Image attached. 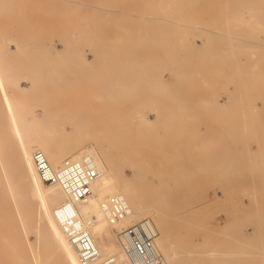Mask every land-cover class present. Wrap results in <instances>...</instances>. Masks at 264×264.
I'll return each instance as SVG.
<instances>
[{
	"label": "bare ground",
	"instance_id": "bare-ground-1",
	"mask_svg": "<svg viewBox=\"0 0 264 264\" xmlns=\"http://www.w3.org/2000/svg\"><path fill=\"white\" fill-rule=\"evenodd\" d=\"M237 4H234L238 6L236 12L239 11V16L240 15L246 16V19L241 21L240 24L243 25V29L245 30L247 39L244 40L243 38L234 35H230L229 36L230 39H228V35H224V37L225 36L227 37L226 40L227 39L230 40L229 41L230 44L228 48V50L229 49L230 50L227 51L225 48L224 50L226 51V53H229L230 51L232 52L230 53L232 58L231 56H229L231 59L229 58L228 59L230 61L231 60L233 61V62L231 61L233 63L231 67H233V71L237 75V78L235 79L236 82L234 81L235 84L232 81V83L236 85L237 88V89L234 88V90H239V92L244 93L245 98L247 100V101L245 100V102L248 104V110L246 109L247 113L244 112L246 114L245 116L246 121L244 122L242 120L244 122L243 126L246 129L249 137L254 138V142L256 140L259 146V154H258L260 155L259 159L258 160H253L252 158L248 159V164H247L248 174L253 183H251L249 192L246 191L248 194V200L247 199L246 200L247 202L249 201L248 202L249 204L247 203L246 204L248 206L250 205L254 206L255 208L254 207L253 208L257 209L255 215L258 218L257 231L260 234L264 232V0H240ZM178 6L180 7V5ZM104 13L105 15L107 14L106 11ZM178 13L176 14L181 15V12L179 14ZM91 14L92 13H90V15ZM176 14L173 13V15L177 16ZM98 16H100V14ZM94 17H96V15H94ZM101 19H103V17ZM155 19H158V21L161 22L160 21L161 17L156 16L155 14L148 15L147 19H145L142 22L146 24H150V23L156 24L158 21H156ZM238 20L240 21V19ZM135 21H137V19H135L134 22ZM226 23H230V21L227 20ZM87 25L89 26V24ZM233 25H235L234 21H233ZM51 27L54 26L51 25ZM196 28L197 26L195 27V29ZM198 30L201 31L203 29L199 27ZM25 31H27V29ZM226 32H228V30L227 31L225 30V33ZM30 34L32 36L34 35L32 33ZM31 35H30V39H31ZM34 37H36V39L37 38L40 39V37L38 36L34 35ZM130 37L131 36H129V38ZM138 37L139 36H136V41L140 42L141 38ZM243 37L245 38V35ZM66 38L69 41V38L72 37L69 36V38L68 37ZM100 38L102 39V37ZM195 38H197V36H195ZM234 38H238V39L241 38L245 42H243L242 45H239V43L232 44L231 39L233 40ZM27 39L29 40V37ZM96 39L99 38L96 37ZM198 39L201 40V43L194 41V43L192 44L190 43V45L188 44L189 47L186 52L189 55V57L184 62L177 61L174 57L175 53H173L172 50L168 51L167 54L165 53L166 54L165 57L166 58L168 57V68L170 69V71L173 70L174 74L176 73V75H178V73L187 74L189 72L191 73L197 72L196 74L202 75L205 72L206 73L211 72V74H213L212 72L214 70L215 71L217 70L218 72L220 71L218 69L219 67L222 66L221 59L227 57L223 55V53L222 54L220 52L218 53L219 51L218 49H220L218 47L221 44L217 45L214 43L212 44L205 42V37H203L202 33L199 34ZM28 40H26V43ZM26 43L23 41H19L14 36H9L6 35L5 33H0V75H3V77L10 82L11 87L15 91L23 92V93H32L35 90H37V93L40 95L37 98L38 99L37 103L29 105L28 107L25 105H22L20 107H16V106L13 107L15 104L14 101L12 100L14 99L13 97L0 96V241L4 242V244H6L5 246L9 244V241L13 242L12 240H14V235L13 233L11 235L10 232H13L14 229L19 228L23 233L22 242L24 241L28 245V250H25L24 248L23 254L24 256H29V258L28 259L25 258L23 264H82L79 261L77 250L70 242V240L67 238L59 221L57 220L54 214V210L56 206L61 202L67 200L68 195L58 184L56 183L49 184L43 182L40 179L32 160V153L36 149L42 150L45 153L46 157L48 158L49 162L53 166H57L64 158H79L83 155H89L93 160L95 166L99 169L98 177L91 184V188H92L91 194L88 196L86 200L75 201L74 207L78 213L79 218L83 222L84 226L88 229L92 238L94 239L95 244L102 258L111 257L113 260L117 262H124L125 255L121 249V245L119 242V231L122 227L129 225L128 223H130L131 221L133 220L137 221L138 219H141L143 217L149 218L157 230L155 245L158 251L160 252L165 264H215V261L213 262V258L215 257L217 258L218 256L224 257L226 255H229L228 257H230L232 254L235 255L234 258L235 257L238 258V261H240L241 263V261H243V257L251 254V252L249 253L248 251L245 250V244L242 242V240L246 237L245 233H243L244 231L241 230L242 228H240V230L237 229L235 234L236 236L234 237L236 240L238 241L240 240V242L233 239L230 241L228 240L229 242L226 243V245L230 246V248L231 247L235 248L233 249L232 252H229L228 249H226V253L216 251L214 248L209 247L212 245H208V247L205 248V245H203V243L205 242H203L204 240L202 239H204L207 236L204 237L202 236L203 238L201 237L202 239L200 240V243L195 241L197 239L193 240V238L190 239L188 237V235L191 233V230L196 229L195 227L196 224L193 223V220H195L193 219L194 216L193 217L191 216L195 212L196 205L190 202V200H193L195 197L189 196V194H192L194 191L176 188L175 186L174 188L165 186L167 185V181L164 177L165 174V172L163 171L164 169L162 170V165L163 166L165 165L164 162L171 161L173 163L174 161H180L182 159L181 150L179 148L181 142L178 141V136L179 135L181 136L182 133L178 134L174 132L175 134H173L172 132H168V133L164 132L162 134L161 133L157 134L156 131L158 129L155 130L156 129L155 126L158 123V121H160L161 123L166 121L165 124H167L168 128H170V126L172 127L176 123L177 118L172 114V112H170L171 115L167 112L169 114V116L167 117H162L163 114L161 113L160 116H157L152 121L147 117L148 115L146 116L145 115L146 113L140 109H135L136 116L134 115L133 117H129V115H126L124 111L125 109L122 110L120 106V104H122L123 101L109 102L107 100L104 101L85 100L82 98L73 99V98L52 96L53 88L68 87L65 80L68 78L69 73H73V75L81 76L84 79H86L89 84L87 85V87L91 88L90 95L95 99H101L103 97H111L112 95L122 96L125 90H129V88H133V87L140 90L146 89L148 92H150L155 86L153 84L156 85L159 84V80H164L165 75L167 74V72L166 74L161 73L163 71L160 72V70L163 69V68L160 69L162 66L161 65L158 68V70L160 69L158 71L160 73L156 74L157 76L153 75V73L156 72L157 70L154 64L157 65L158 67V64H156L155 61H159L157 58L161 59L159 55L156 54L157 57L152 55L147 56L135 52L134 53L135 58L133 56L130 57V59L124 60L123 63L127 64L125 67H123L122 69L120 68L113 69V67L111 66V62L107 63L108 61L106 62L105 60H103L105 57L103 51V52H96L92 58L86 55H82L80 59L78 60L76 59L77 62L79 61L77 63L78 67L76 68L72 67L71 65L70 66L64 65L61 67V64L60 65L58 64L59 62L56 63V61H58L61 55H59L60 53L58 54L57 51L55 52L54 50H52L49 46L50 45L49 43L46 44V48L47 50H49V54H50L49 55L50 62H48L47 64L42 62L43 59L42 55L46 56L43 54L44 53L43 50L45 49L44 46H42L44 49L40 51L41 53L43 52L42 55L41 54L36 55L37 52L36 50L37 48H39L40 45L36 48L35 46H37L38 44L32 46L31 44L28 43L26 44ZM88 45L90 46V44ZM113 45L115 46L116 44ZM174 45H179V44H174ZM212 45L216 49V51L208 53L207 49ZM71 46L69 45V48L73 49V47ZM103 46L104 44L102 43L101 47L103 48ZM105 46L103 49H105ZM115 49L117 51V48ZM140 49L141 48H139V51ZM74 51L77 52L76 49ZM253 52L256 53L255 57H253L252 54ZM112 53L113 55H115L113 51ZM109 54L112 55L111 51L109 52ZM241 54L245 56V61L240 60V58L237 57L238 55ZM24 55L28 57L27 59L29 61L28 64L29 68L26 69L27 68L26 66L25 71L22 70L18 71L17 66L18 64H20V59L17 58H20L19 56H24ZM126 55L123 56V58L127 57ZM116 56L118 58L117 54ZM115 58L116 57L114 58L112 57L111 59L114 60ZM45 60L48 59L46 58ZM223 61L225 62L226 60ZM133 63L135 67L132 66ZM105 65L106 67L109 66L110 67L107 69ZM116 65L118 66L119 64L116 63ZM153 67L155 68V71ZM225 68H223L224 71ZM218 72H215V74H218ZM230 72L228 71L227 74L229 77L231 75ZM193 75L194 73L192 74V76ZM218 76H222V75L218 74L217 77ZM221 78L224 79L226 78V76ZM198 79H200V77ZM214 81H217L218 83V81L220 80L216 79ZM221 82L223 81L221 80ZM182 83L183 82H181V84ZM203 84H200L201 87ZM157 87L155 86V88ZM160 88L161 87H159L158 89ZM203 88H207V87H203ZM46 89L47 91H44ZM211 89L217 90L216 88L215 89L211 88ZM170 94H167L168 99H170L169 97L171 96ZM200 95L198 96V98L200 97ZM164 96L166 95L164 94ZM174 97L172 99H174ZM177 97L176 99L179 98ZM202 98L203 97H201L200 99ZM239 99H241V96ZM171 101L177 103L174 100ZM212 103L213 106L218 109L224 108L223 106L225 105V103L221 102L219 98H217L216 100L214 99ZM235 106L237 107V105ZM36 107H37V111H36ZM174 107L176 108V105ZM238 109L240 110V112H242L240 108ZM222 111L224 110L222 109ZM211 112L213 113L212 110ZM216 112L217 111H215L214 113ZM179 115L180 113L177 115V117H179ZM243 116H239V117H243ZM133 119H135L136 121L135 125L132 124V121H134ZM67 125L70 126L69 129L67 128ZM153 130H155V133L154 132L152 133ZM133 132L136 133L135 135L137 137L133 136ZM137 134H141V136L139 135L138 137ZM228 134L232 139L234 132L228 129ZM213 137L214 138L216 137V133ZM207 138H209V136L206 137V140ZM202 139L203 141H201L200 143H202L203 146L204 144H207L209 145L210 148L202 152L205 153V155L204 154L200 155L199 158L200 162L201 161L214 162L219 160L222 162V160L225 157L224 154H226V150H227L225 149V147H227L228 145L232 146L234 143V139H232V141L230 142L218 141V145H217L218 147L215 148L212 147L213 143L211 142V139L209 141H204V138ZM250 142H252V140ZM198 143H197V147H198ZM203 146L201 147L203 148ZM184 148H186V146ZM186 149L189 148L187 147ZM185 152H187V150H185ZM231 153L235 154L233 152ZM184 154L185 153H183V155ZM192 158L193 155L191 156V159ZM233 158L234 157H231L230 160H232ZM153 159L158 161L159 165L156 164L152 165L151 162ZM185 160H187V158ZM104 162L105 164H107V166H105ZM167 164L168 162L166 163V165ZM180 164L177 166L176 171L168 174V176H171L172 178L175 179L174 183L176 184V186L179 184L181 185L188 184L189 183L188 178L192 174L191 171L188 170L184 171L183 168H181ZM126 165L130 170L129 173L125 172L124 170L123 166ZM191 167L192 169L194 168V170L196 169L198 171L201 170L203 171V174L205 172L213 178H218L219 176H221V178L222 177L226 178L227 176L233 175V171L230 172L228 170H222L220 169L218 164L211 165V164L195 163ZM173 168H175L174 165ZM187 168H190V165L187 166ZM197 170L194 172H197ZM166 171L168 172L169 169ZM153 177H156L157 179L156 182L153 181ZM257 179L260 181L259 184H257L256 182ZM116 193L124 196V198L127 200V202L129 203L132 209V213L114 223H111L107 218V216L105 215V213L103 212V210L101 209V202L105 200L108 196ZM239 194L240 197L242 198L241 196L242 193L239 192ZM242 199H244V197ZM239 201L237 200L238 203H240ZM224 203L226 204V202ZM225 204H223L222 206H224ZM233 206L236 207V205ZM248 206L246 207L244 206V207L247 208ZM251 208L252 207H250V209ZM217 209L215 210L217 211ZM196 210L200 212L198 208ZM206 211L208 212L209 210ZM235 211L232 212L226 211V212H228L229 214L232 213L233 215L236 213ZM238 214L240 213L238 212ZM242 218L244 219L245 217ZM226 221L228 222L227 219ZM237 221H235V223H237ZM229 222H231V220ZM224 223L226 222L224 221L222 224ZM246 223L248 224V222ZM214 225L215 227L220 226L216 224ZM223 229H222V233L225 232V231L223 232ZM209 231L211 232V230H208L206 231L208 233L204 232V234L208 235L210 233ZM114 232L117 236L116 241L113 240L112 237ZM213 233L211 235H213ZM30 234L34 236V241H37V243L39 244L40 242H43V245L39 246L37 244V246L36 245L33 246L32 241L29 238ZM232 235L234 236V234ZM218 242L220 243V240ZM216 244L214 243V245ZM0 245H2V243ZM1 247H3V245ZM224 248L223 251H225ZM238 248H242V249H238ZM261 248L262 249L259 250L260 251L263 250L261 251L262 252L261 254L264 255V245ZM260 251L256 253H260ZM1 255H0V264L11 263L8 261V259L4 260V258L1 257ZM225 258H227V256ZM233 263H237V262H233Z\"/></svg>",
	"mask_w": 264,
	"mask_h": 264
},
{
	"label": "rangeland",
	"instance_id": "rangeland-1",
	"mask_svg": "<svg viewBox=\"0 0 264 264\" xmlns=\"http://www.w3.org/2000/svg\"><path fill=\"white\" fill-rule=\"evenodd\" d=\"M235 1L236 0H232V1L231 0H196V2H197L196 3L195 0H159V1L158 0H0V33H5L6 35H9V36H14L19 41H23L25 43H26V40H28L27 38L29 37V40L27 41L28 44H31L32 46H34L35 44L36 45L38 44L37 46H35L36 48L40 45L39 48H37V50H36L37 51L36 55L37 54L42 55V53L44 52L43 54L46 56L42 55L43 59L42 58L41 59H42V62L46 63V64L48 62H50L49 50H47V48H46V44L49 43L50 44L49 46L52 50H54L55 52L57 51L58 54L60 53L59 55H61V57L58 59V61H56V63L59 62L58 64L59 65L61 64V67L64 65L65 66L71 65L72 67L76 68V67H78L77 63L79 62V61L77 62V60L80 59V57H82V55H86V56L92 58L96 52H103V51L105 54V57L103 60H105L106 62L108 61L107 63L111 62V66L113 67V69H118V68L122 69L123 67H125L127 64L123 63L124 60L130 59V57H133L135 52L143 54V55H147V56H150V55L156 56V54L159 55L161 57V59L157 58L160 62L155 61L156 64H158V67H157V65L154 64V66L157 70H156V72H154L155 68L153 67V69H154V71H152V72H154L153 75L157 76L156 74H159L161 71H163L161 73L166 74V72H167V74L165 75L164 80H159V84H157V85L153 84L156 87L158 86L157 88H155V86H154V88L152 89L153 91L151 90L150 92H148L146 89L140 90V89L133 87V88H129V90H125L124 93L122 94V96L112 95L111 97H103L101 99H95L94 97H92L90 95L91 88L87 87V85H89L87 80L81 76H77V75H73V73H69L68 78L65 80L68 87L67 88H64V87L53 88V95L52 96L53 97H63V98H73V99L82 98L85 100H100V101L101 100L102 101L107 100L109 102L123 101V103L120 104V106H121L122 110L125 109L124 111H125L126 115H129V117H133L135 115V109H140V110L144 111L146 113L145 115L146 116L148 115L147 117L152 121L157 116H160L161 113L163 114L162 117H167V116H169V114L171 115L170 112H172V114L177 118L176 123L174 122L175 124L174 125L172 124L174 127L170 126V128H168L167 124H165L166 121L162 122V123L160 121H158V123H157V120H156L157 124L156 123L155 124L157 127L155 126V128H156L155 130L158 129L156 131L157 134H160V133L162 134L164 132L165 133L172 132L173 134H175V133L181 134L182 133L181 136L180 135L178 136V141L181 142V144L179 145L180 146L179 148L181 150V156H182L181 160L182 161L181 160L180 161H174L176 163V165L174 162L172 163L171 161H167L168 162L167 165H166L167 162H164L165 165L164 166L162 165V170L164 169L163 170L165 172L164 177L167 181V185H165V186L170 187V188H174V186H175L176 188L194 191L192 194H189V196L195 197L193 200H190V202H192L196 205L195 212L193 215H191L192 217L194 216L193 219H195V220H193V223L196 224L195 225L196 229L195 230L192 229L191 233L188 235V237L190 239L193 238V240L199 239L198 241L197 240H195V241L200 243V240L204 236H207L204 239H202V240H204L203 242H205L207 244L206 245L205 243H203V245H205V248H207L208 245H212L209 247L214 248L216 251L226 253V249H228L229 252H232L233 249H235L233 247L230 248V246H227L226 243H228L230 240L235 239L234 237L236 236L235 234H236L237 229L240 230V228H242L241 230L244 231L243 233H245V236L247 237V238L245 237L246 239L244 238L242 240V242L245 244V250L248 251L249 253L251 252V254H254V255L249 254V255L243 257V261H241V263H240V261H238V258H236V257L234 258L235 255H233V254L230 256L232 258L228 257L229 255H226L227 258H225L226 256H224V257L218 256L221 258L215 257V258H213V262L215 261V264H238V263H240V264H256V263L257 264H263L264 263L263 262L264 261V259H263L264 255L261 254L262 253L261 251H263V250L260 251L259 249H262L261 247L264 245V232L259 234V232L257 231V219L258 218L255 215L257 209H254L255 208L254 206H251V205L248 206L247 205V204H249L248 203L249 201L247 202V200H248L247 192H249L250 187H251V183H253L251 181V178L249 177V174H248V168H247L248 159L249 158H252L253 160L259 159V157H260V155H258L259 154V146H258L256 140L254 142V138L249 137L246 129L243 126L244 122L246 121L245 120L246 114L244 112L247 113L248 104L245 102L246 98H245L244 93L239 92V90H234V88L237 89L236 85H234L236 82L235 79L237 78V75L234 73L233 67H231V65L233 64L232 63L233 61L231 60L232 61L231 62L229 60L232 58V56L230 55V53H232V52L230 51L229 53H226V51L224 50V48L227 51L230 50V49L228 50L229 44H230V42H229L230 40H228V39H230V37H229L230 35L239 36V37L243 38L244 40L247 39L245 30L243 29V25L240 24L241 21L246 19V16L245 15L239 16V11L236 12L238 6H236L234 4H237L240 0H237L236 1L237 3ZM193 2H195V3H193ZM178 5H180V7ZM232 8H234V9H232ZM104 10L107 12L106 15L104 13L105 12ZM179 11L181 12V15L179 14L180 13ZM90 13H92V14L90 15ZM173 13L174 14L178 13L180 16L177 14H176L177 16H175V15H173ZM99 14H100V16H98ZM150 14H155L156 16H160L161 22H159L158 19H155L156 21H158L156 24L155 23H150V24L143 23L142 21L147 19V16ZM94 15H96L97 18L94 17ZM104 16H105V18H104ZM215 16H217L218 18ZM102 17H103V19H101ZM135 19H137V21L139 23L137 21L134 22ZM238 19H240V21ZM149 20H152V19H149ZM227 20H229L230 23H226ZM223 21H224V23H223ZM233 21L235 22V25H233ZM238 21H239V24H238ZM87 24H89V26ZM93 24H94V26H93ZM224 24L226 27L224 26ZM51 25L54 27H51ZM196 26H197V28L195 29ZM29 27H30L31 31H30ZM36 27H38V28H36ZM42 27H43V29H42ZM46 27H49V28H46ZM199 27H201L203 30L199 31L198 30ZM24 28H26L27 31H25L26 29H24ZM169 28H171V29H169ZM23 29L25 32L23 31ZM52 29H53V31H52ZM94 29H95V31H94ZM162 29H164V30H162ZM167 29H169V30H167ZM38 30H40V31H38ZM225 30L226 31L228 30V32L225 33ZM44 31L48 32V33H45ZM88 31H90V32H88ZM41 32L44 34H42ZM176 32H178V33H176ZM30 33L34 34L35 36L40 37V39L39 38L36 39V37H34V35L32 36ZM200 33H202L203 37H205V42L212 43V44L214 43L217 45L221 44V45H219V47L217 46L218 48H220V49H218L219 51L218 50L217 51H218V53L220 52L221 54L223 53V55L227 56V57H224V59L221 57L222 61L220 60L221 64H222L221 67L227 68V69L225 68V71L221 67H219V69H218L221 72L220 71L218 72L217 70L215 71L213 69L215 72H218L219 75H222V76H218L219 78L217 77L218 74H215V72L213 70H212L213 74H211V72H209V73L205 72L204 74H202L203 76L200 74H196L197 72H192V73L189 72L190 74L189 73H187V74L178 73V75H176V73L174 74L173 70L170 71V69L168 68V57L167 58L165 57L167 52L172 50V52L175 53V55H174L175 59L177 61L184 62L189 57V55L187 54L186 51L188 50L190 43L192 44V43H194V41L201 43V40L198 39V36ZM242 33H244V34H242ZM38 34H40V35H38ZM30 35H31V39H30ZM224 35H228L227 40H226L227 37L226 36L224 37ZM244 35H245V38L243 37ZM69 36H71L72 38H69ZM129 36H131L130 38H132V39H130ZM136 36H139L138 38H141L140 42L136 41ZM195 36H197V38H195ZM66 37L69 38V41ZM96 37L99 39H96ZM100 37H102V39ZM133 37H135V38H133ZM146 37H147V39H146ZM149 37H150V39H149ZM151 37L153 38V40ZM103 38H106V39H103ZM127 38H129V39H127ZM241 38H239V39L234 38L233 40L231 39V43L232 44L239 43V45H242L243 42H245V41ZM94 39H96L97 41ZM176 39H177V41H176ZM102 40H104V41H102ZM102 43L104 44V46L108 43L105 46V49H103L104 46H103V48L101 47ZM72 44L73 45L75 44V45L73 46ZM88 44H90V46ZM113 44H116V45L114 46ZM174 44H179V45H174ZM69 45L70 46L72 45L71 46V47H73V49L71 48L72 50L69 48ZM124 45L128 46L129 48L125 47ZM42 46H44V48L46 50ZM88 46H89V48H88ZM74 47H76V48H74ZM106 48H107V50H106ZM115 48H117V51ZM139 48H141L142 50L145 48L146 49L143 51L140 49V51H139ZM166 48H168V49H166ZM75 49L77 52L74 51ZM118 49H120V50H118ZM42 50H43V52L41 53L40 51H42ZM110 51H111L112 55L109 54ZM112 51L114 52L115 55H113ZM207 51H208V53H211V52H215L216 49L212 45L207 49ZM126 52H127V55H126ZM145 52H146V54H145ZM131 53H133V54H131ZM65 54L67 56L69 55L68 58ZM116 54L118 55V58H117ZM252 54H253V57H255L256 53L253 52ZM106 55H108V56H106ZM125 55L127 57L123 58V56H125ZM62 56L64 57V59ZM229 56H231V58ZM19 57L20 58H17V59H20V64H18L17 70L18 71H21V70L25 71L26 69L29 68V65H28L29 61L27 59L28 57L26 55L19 56ZM76 57H78V58H76ZM112 57L113 58L116 57V58L113 60V59H111ZM237 57L240 58V60L245 61V56L243 54L238 55ZM46 58L48 60H45ZM105 58H107V59H105ZM134 58H135V56H134ZM226 58L227 59L229 58V59L227 60ZM117 59L119 62L117 61ZM36 60H37V58H36ZM223 60H226V61L224 62ZM227 61H230V62H227ZM134 62H135V60H134ZM25 63H27V64H25ZM116 63L119 65L117 66ZM159 63H161V64H159ZM225 64L229 67V70ZM113 65H115V66H113ZM26 66H27V68H26ZM132 66L135 67L134 63L132 64ZM160 66H161L160 69H162V68L163 69L162 70L159 69L160 72H158L159 71L158 68ZM105 67H106V65H105ZM109 67H106V68L108 69ZM231 68H232V70H231ZM230 70L232 73L230 72ZM228 71L231 74V75L229 74L230 77L227 75ZM222 72H225V73H222ZM134 73H135V71H134ZM193 73H194V75L192 76ZM208 74H211V75H208ZM223 75L226 76L227 79L224 78L225 79L224 80L223 78H221V77H224ZM196 76L198 78L200 77V79H198ZM212 77L215 79H213ZM203 78H204V80H203ZM231 78H232V80H231ZM216 79L217 80L219 79L220 81H218V83H217V81H214ZM221 80L223 82H221ZM202 81L204 84L206 82V84L204 85L202 83ZM232 81L233 82L235 81L234 84L232 83ZM181 82H183V83L181 84ZM25 84H26V82H25ZM200 84H203L204 86L202 85V87H201ZM211 85L214 87H212ZM215 85L218 87H221V88H218ZM223 85H224V87H223ZM159 87H161V88L158 89ZM203 87H207V88H203ZM211 88H213V89L216 88L217 90H212ZM176 89H177V91H176ZM170 90H172V91H170ZM233 90H234V92H233ZM44 91H47V89ZM166 92H167V94L171 93L170 95L172 97L169 96L170 99L167 98L168 96H167ZM161 93H163V94H161ZM164 94L166 96H164ZM199 95H200V97L198 98ZM0 96L1 97H6V96L13 97L14 99H12V100L15 103L13 107H15V106L20 107L22 105H25L28 107L29 105L37 103V100H38L37 98L40 95L37 93V90H35L32 93L17 92L11 87L10 82L6 78H4L3 75H0ZM174 96H176V97L178 96L179 98L178 97L177 98L179 100L176 99V97H174ZM240 96H241V99H239ZM173 97H174V99H172ZM201 97H203V98L200 99ZM242 97L244 100L242 99ZM217 98H219V100L221 102L225 103V105L223 106L224 108L218 109V108H215L213 106L212 101L214 99L216 100ZM230 98H232V99H230ZM171 100H174L177 103H174ZM199 100H201V101H199ZM197 101H199V102H197ZM238 101H240V102H238ZM203 102H205V103H203ZM244 103H246V104H244ZM175 105H176V108L174 107ZM231 105H233V106L237 105V107L235 106L236 107L235 108ZM213 108L216 110H214ZM233 108H235L237 111ZM238 108H240L242 112H240V110ZM164 109H166L167 111ZM222 109L224 111H222ZM226 109H228V110H226ZM159 110H160V112H159ZM173 110H175V111H173ZM211 110L213 111V113L211 112ZM238 110H239V112H238ZM36 111H37V107H36ZM215 111H217V112L214 113ZM174 112H176V113H174ZM222 112H224V113H222ZM179 113H180V115H179L180 118L177 117V115ZM213 115H214V117H213ZM230 115H231V117H230ZM239 116H243V117H239ZM133 120L134 121H132V124L135 125L136 121H135V119H133ZM229 124H230V126H229ZM239 124H241V125H239ZM140 127H142V126H140ZM164 127H165V130H164ZM67 128L69 129L70 126L67 125ZM228 129H230V131L234 132V135L232 136V139H234V143L232 146L228 145L227 147H225V149H227V150H226V154H224L225 157L222 160V162L220 160L214 161V162H210V161H206V162L201 161L200 162L199 161L200 155H203V154L205 155V153H202V152L204 150H207L208 148H210L209 145L204 144V146H203V144L200 143L201 141H203L202 138H204V141H209L211 139V142L213 143L212 147L217 148L218 147L217 146L218 141L219 142H230V141H232L231 137L228 134ZM155 130H153L152 133L153 132L155 133ZM134 131H136V130H134ZM215 133H216V137L214 138L213 136L215 135ZM135 134L136 133L133 132V136L137 137ZM137 135H138V137H139V135L141 136V134H137ZM207 136H209V138H207V140H206ZM210 136H211V138H210ZM199 139H200V141H199ZM251 140H252V142H250ZM197 143H198V147H197ZM185 146H186V148L188 147L189 149L184 148ZM201 146H203V148ZM246 146H247L248 150H247ZM252 146H253V148H252ZM192 148H194V149H192ZM185 150H187V152H185ZM189 150H191L192 152ZM247 151L249 152V154ZM190 152H191V154H190ZM231 152H233L235 154H232ZM183 153H185V154L183 155ZM192 153H194V154H192ZM230 154H231V156H230ZM252 154H254V155H252ZM189 155H191V156L193 155V158H192L193 160L191 159V156H189ZM247 155H248V157H247ZM251 155H252V157H251ZM231 157H234V158L232 160H230ZM186 158H187V160H185ZM197 158H198V160H197ZM154 160L155 159L152 160L151 164L152 165L153 164L159 165L158 161H156V160L154 161ZM235 162H237V163H235ZM195 163L196 164H211V165L218 164L220 169H222V170H228L230 172L233 171V175L227 176L226 178L222 177L223 178L222 179L221 176H219L218 178H213L205 172L203 174V171H201V170L198 171L196 169L197 172H194L196 170H194V168L192 169L191 166H193ZM104 164H105V162H104ZM179 164H180L181 168H183L184 171H187V170L191 171L192 174L188 178V181H189L188 184H184V185L179 184L176 186V184L174 183L175 179L172 178L171 176H168V174L176 171L177 166ZM173 165L175 168H173ZM189 165H190V168H187V166H189ZM105 166H107V164H105ZM123 167H124L125 172H127V173L130 172L127 165L123 166ZM168 169H169V171L170 170L171 171L167 172L166 170H168ZM243 171H245V172H243ZM166 173H167V175H166ZM153 181L154 182L157 181L156 177H153ZM223 182H225V183H223ZM256 182H257V184H259L260 181L257 179ZM211 184H212V186H211ZM215 185H216V187H215ZM222 186H223V188H222ZM218 190H220V191H218ZM239 192L242 193L241 196H242V198L244 197V199H242L240 197ZM213 193H215V194H213ZM234 194H235V196H234ZM246 194H247V196H246ZM205 198H207V199H205ZM237 200L238 201L240 200L239 202L242 204L238 203ZM224 202H226V204ZM235 202H236V204H235ZM216 203H219V204H216ZM230 203H231V205H230ZM232 203H233V205H236V207L233 206ZM223 204H225V205L222 206ZM211 205H213V206H211ZM55 206H56V204H55ZM244 206L245 207L248 206V207L245 208ZM201 207H202V209H201ZM226 207H227V209H226ZM250 207H252V208L250 209ZM197 208L199 210L201 209L200 212L198 210H196ZM217 208H219V209H217ZM205 209L209 210L210 212L209 211L207 212ZM215 209H217V211ZM235 210H238V211H235ZM218 211H219V213H218ZM226 211H231V212L235 211L236 213L232 215V213L229 214ZM202 212H203V214H202ZM238 212L240 214H238ZM226 215H228V216L230 215L231 217L230 216L228 217ZM239 216H240V218H239ZM212 217H213V219L214 218L215 219L213 220ZM242 217H245V218L243 219ZM226 219L228 220V222L226 221ZM223 220L226 223L222 224L224 222ZM230 220H231V222H229ZM245 220H247V221H245ZM133 221H131V222H133ZM215 221H218V222H215ZM235 221H237V223H235ZM244 221H245V223L248 222V224L247 223L245 224ZM220 222H221V224H220ZM242 222H243V224H242ZM130 223H128V224H130ZM240 223H241V225H240ZM250 223L252 226L250 225ZM214 224L220 225V226L215 227ZM228 224L232 225V226H229ZM213 225H214V227H213ZM241 226H243L244 228ZM221 227H222V229L223 228L226 229V230L223 229V232L225 231L224 233H222ZM208 230H211V232L209 231L210 232L208 234L209 236L207 234L206 235L204 234V232L208 233V232H206ZM17 232H19V233H17ZM215 232H218V233H215ZM229 232L231 233V235ZM12 233L14 235V240H12L13 242L9 241V244H8L9 247H8V245L5 246L6 244H4V242L0 241V244L2 243V245H3V247H1L2 245H0V248H1L0 255L2 254L1 257H3L4 260L8 259V261L11 262L10 264H23L24 259L29 258V256H24V254H23L24 248H25V250H28V245L24 241L22 242V234L23 233L19 228L14 229L13 232H10L11 235H12ZM212 233H213V235H211ZM224 234L227 235L228 237L225 236ZM232 234H234V236ZM254 235H256V236H254ZM112 237H113V240L116 241L117 236H116L115 232L113 233ZM250 237L253 238V241H252V238H250ZM29 238L31 239L33 246H35V245L37 246V244L39 246L43 245V242H40V244H39V243H37V241H34V236L32 234L29 235ZM219 240H220V243L218 242ZM254 240H256V241H254ZM209 241H210V243H209ZM236 241H238V240H236ZM238 242H240V240ZM251 242H252V244H251ZM214 243L215 244L219 243L220 246H219V244L214 245ZM221 243H223V244H221ZM224 244H225V246H224ZM15 245H17V246H15ZM198 245H200V244H198ZM217 247H218V249H217ZM223 248L225 251H223ZM242 248H238V249H242ZM259 251H260V253H256ZM254 252L256 253V255ZM8 255H9V258H8ZM227 259H229V260H227ZM232 259H233V261H232ZM216 260H219V261H216ZM221 260H223L224 262ZM249 260H251V261H249ZM228 262H230V263H228ZM233 262H237V263H233ZM245 262H247V263H245Z\"/></svg>",
	"mask_w": 264,
	"mask_h": 264
},
{
	"label": "built area",
	"instance_id": "built-area-1",
	"mask_svg": "<svg viewBox=\"0 0 264 264\" xmlns=\"http://www.w3.org/2000/svg\"><path fill=\"white\" fill-rule=\"evenodd\" d=\"M32 160L43 182L58 184L68 195L67 200L56 206L54 214L77 250L82 264H165L155 245L157 230L147 217L120 229L119 242L125 255L124 262H117L111 257L102 258L74 207L75 201L88 198L92 192L91 184L99 175V169L89 155L64 158L57 166H53L45 153L36 149L32 153ZM101 209L111 223L132 213L127 200L118 193L103 200Z\"/></svg>",
	"mask_w": 264,
	"mask_h": 264
}]
</instances>
